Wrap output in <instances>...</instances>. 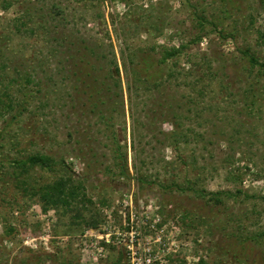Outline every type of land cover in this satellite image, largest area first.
<instances>
[{
    "label": "rangeland",
    "instance_id": "1",
    "mask_svg": "<svg viewBox=\"0 0 264 264\" xmlns=\"http://www.w3.org/2000/svg\"><path fill=\"white\" fill-rule=\"evenodd\" d=\"M182 46L129 90L141 50ZM245 49L264 61V0H0V264H264V69ZM36 154L54 170L25 192L11 162ZM60 176L96 228L28 196Z\"/></svg>",
    "mask_w": 264,
    "mask_h": 264
},
{
    "label": "trees",
    "instance_id": "2",
    "mask_svg": "<svg viewBox=\"0 0 264 264\" xmlns=\"http://www.w3.org/2000/svg\"><path fill=\"white\" fill-rule=\"evenodd\" d=\"M200 21L201 26L205 23H208V20L206 18H200ZM182 48L184 47L182 46L178 49L164 48L162 49L161 57L159 58L152 52L141 50L138 60L134 62L135 65L128 72V83L130 84L129 90L131 92L134 89L136 90V85L141 83L145 84V86L148 85L149 88L155 87L158 82L157 80L162 74V65L165 64L168 60L176 58L182 52ZM241 53L245 58H247L250 68H258L259 71L264 69V61H260V59L256 55H254V53L250 52L249 49L241 50ZM116 72H118L117 68ZM11 103L12 100L9 97L8 99H6V101H4L0 97V116H3V113L8 111L7 109L12 108ZM11 163L13 164L12 166L16 168V170H19V173H17V171H15V173L12 171V176H15V180L18 181V187H22L23 191L25 192L28 190L26 181L31 169L38 168L53 171L55 165V161L50 156L42 154L32 155L24 160H15ZM121 172L122 174H124L125 169L122 168ZM32 190L33 192L28 196L31 198L36 197L44 212L53 209L57 213L59 212L66 215L68 213H71L73 214V220L76 219L78 221V224L82 223L89 228H96L99 224L95 216L96 213H93L94 210L87 208L95 207L92 199L84 193L83 189L81 188V184L73 183V180L70 176H60L52 183L41 185L40 187L34 188ZM220 194L224 193L211 194L214 197L213 200L217 203L221 202L218 197L220 196ZM226 195L229 197H231L232 195L234 197L237 196L234 194L231 195V193H226ZM84 211L85 213H88V217L85 216V214L83 213ZM248 242V239H241L240 243H243V245H240V247H243L244 245H246V243L248 244ZM233 244L235 245L238 243ZM237 248L234 247L235 251ZM243 248L245 249V247ZM234 257V259L237 262H240V264L248 263L247 258H238L237 254H235Z\"/></svg>",
    "mask_w": 264,
    "mask_h": 264
},
{
    "label": "built area",
    "instance_id": "3",
    "mask_svg": "<svg viewBox=\"0 0 264 264\" xmlns=\"http://www.w3.org/2000/svg\"><path fill=\"white\" fill-rule=\"evenodd\" d=\"M107 241V240H106ZM131 259H132V264H159L160 260L158 259V253H152V252H147L146 254L143 255H138L136 257V253H131Z\"/></svg>",
    "mask_w": 264,
    "mask_h": 264
}]
</instances>
